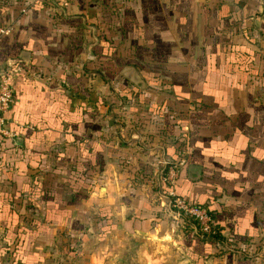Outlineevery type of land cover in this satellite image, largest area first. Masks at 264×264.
Segmentation results:
<instances>
[{"label": "crops", "instance_id": "obj_1", "mask_svg": "<svg viewBox=\"0 0 264 264\" xmlns=\"http://www.w3.org/2000/svg\"><path fill=\"white\" fill-rule=\"evenodd\" d=\"M0 22V264H264V0H0ZM180 155L177 195L229 243L172 207Z\"/></svg>", "mask_w": 264, "mask_h": 264}, {"label": "built area", "instance_id": "obj_2", "mask_svg": "<svg viewBox=\"0 0 264 264\" xmlns=\"http://www.w3.org/2000/svg\"><path fill=\"white\" fill-rule=\"evenodd\" d=\"M8 30L4 29L0 22V37L6 35ZM19 72L18 68L10 66L0 69V135L10 137L11 134L7 129L5 115L10 111L15 102L14 90L11 82ZM185 165L184 159L170 163L165 176L167 193L171 199V205L176 211L178 217L187 216L194 219L200 231L209 234L213 231L214 222L206 207L196 206L185 199L179 197L175 187L181 168Z\"/></svg>", "mask_w": 264, "mask_h": 264}, {"label": "trees", "instance_id": "obj_3", "mask_svg": "<svg viewBox=\"0 0 264 264\" xmlns=\"http://www.w3.org/2000/svg\"><path fill=\"white\" fill-rule=\"evenodd\" d=\"M180 156L177 159V161H180V159H181ZM174 162H176V161H174ZM208 211H209V214H210V216L214 222V225H213L214 229L212 232H210L209 234L203 233L202 231H200L199 226L194 219L187 217V216H183L182 218H183V222H184V225L186 226V228L192 230V232H194L195 235L199 239L205 238V239L210 240L211 242L217 241V242H223V243H225V240L228 241V243H229V241L233 240V237L226 238L225 240L222 238V236H221L222 232H221L219 226L217 225V221H216V217H215L214 213H212V211H210L209 209H208Z\"/></svg>", "mask_w": 264, "mask_h": 264}, {"label": "rangeland", "instance_id": "obj_4", "mask_svg": "<svg viewBox=\"0 0 264 264\" xmlns=\"http://www.w3.org/2000/svg\"><path fill=\"white\" fill-rule=\"evenodd\" d=\"M263 48H264V45H263ZM181 154H182V152H181ZM183 157H184L183 155H182V156H180V158H181L180 160H182V158H183ZM183 167H184V166H183Z\"/></svg>", "mask_w": 264, "mask_h": 264}, {"label": "water", "instance_id": "obj_5", "mask_svg": "<svg viewBox=\"0 0 264 264\" xmlns=\"http://www.w3.org/2000/svg\"><path fill=\"white\" fill-rule=\"evenodd\" d=\"M97 42H98V40H97ZM136 85H138V84L136 83ZM188 264H193V263H188Z\"/></svg>", "mask_w": 264, "mask_h": 264}]
</instances>
